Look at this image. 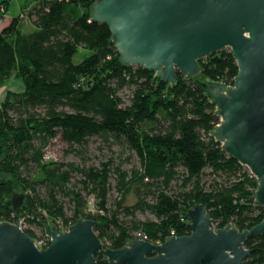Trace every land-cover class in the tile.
I'll list each match as a JSON object with an SVG mask.
<instances>
[{
  "label": "trees",
  "instance_id": "obj_1",
  "mask_svg": "<svg viewBox=\"0 0 264 264\" xmlns=\"http://www.w3.org/2000/svg\"><path fill=\"white\" fill-rule=\"evenodd\" d=\"M35 1L26 13L33 29L25 32L18 15L0 29V85L11 77L23 84L0 102V223L22 220L44 234L88 218L104 245L117 249L137 231L153 243L171 231L188 234L186 214L196 204L218 228L244 230L261 220L264 208L251 198L257 180L209 134L219 117L204 88L208 81L233 84L230 49L200 59L194 77L178 73L168 83L120 60L107 25L90 19L96 0ZM95 135L133 151L139 167L126 169L111 157L97 164L44 160L52 139L75 151ZM14 192L25 195L18 214ZM146 210L153 219L135 217ZM245 247L241 264L263 262L264 235ZM95 258L106 262L100 253Z\"/></svg>",
  "mask_w": 264,
  "mask_h": 264
},
{
  "label": "water",
  "instance_id": "obj_2",
  "mask_svg": "<svg viewBox=\"0 0 264 264\" xmlns=\"http://www.w3.org/2000/svg\"><path fill=\"white\" fill-rule=\"evenodd\" d=\"M90 19L107 25L124 64L154 71L168 83L178 73L194 77L200 59L230 49L237 65L233 84L208 81L204 88L219 117L209 134L255 176L251 198L264 208V0H96ZM24 198L12 194L15 214ZM186 216L188 234L161 243L134 238L117 249L104 245L88 218L52 229L44 248L19 220L1 222L0 264H241L250 252L247 239L264 235V212L244 230L230 223L214 230L202 204ZM97 253L105 263L96 261Z\"/></svg>",
  "mask_w": 264,
  "mask_h": 264
},
{
  "label": "rangeland",
  "instance_id": "obj_3",
  "mask_svg": "<svg viewBox=\"0 0 264 264\" xmlns=\"http://www.w3.org/2000/svg\"><path fill=\"white\" fill-rule=\"evenodd\" d=\"M7 1L6 5L1 4L6 8H9V15L7 9L3 16V22L0 23V29L7 25L12 15H18L21 20L22 29L27 32L33 29V25L26 13L37 1L35 0H2ZM1 2V1H0ZM22 14V16H21ZM82 54V51L80 52ZM6 86L12 89H20L23 84L16 78L11 77L4 84L0 85V97L3 98ZM120 94L124 99H127L129 89L124 88ZM1 98V100H2ZM74 148V147H73ZM77 150H72L67 144L61 142L58 139H52L50 143L44 148V160H58L64 162H75L77 164H97L100 160L106 158H113L116 164L120 163L122 167L129 169L132 166L139 167V160L136 154L123 146L109 140L105 141L103 136L95 135L88 139L83 146H77ZM78 151V152H76ZM74 182V179L72 180ZM114 182L113 179L111 181ZM112 196H115V192L111 191ZM89 207H93V199L88 198ZM135 198L133 195L127 197L126 203H134ZM66 207L68 203L66 201ZM135 217L139 220L153 219V214L149 211H139L135 213ZM22 228H29L38 236L41 235L42 230L35 224H29L28 222L22 221Z\"/></svg>",
  "mask_w": 264,
  "mask_h": 264
},
{
  "label": "built area",
  "instance_id": "obj_4",
  "mask_svg": "<svg viewBox=\"0 0 264 264\" xmlns=\"http://www.w3.org/2000/svg\"><path fill=\"white\" fill-rule=\"evenodd\" d=\"M5 7L3 6V5H0V23H2L3 22V16H4V13H5ZM21 16H22V14H21ZM244 166V165H243ZM246 167V166H245ZM246 169L248 170V172H249V175L251 176V177H254L255 178V176L251 173V171L246 167ZM256 179V178H255ZM12 223H14V222H12ZM22 220H19V226L22 228ZM231 224V223H230ZM232 225V224H231ZM68 227L69 226H65L64 224H62V223H59V224H57V225H55V227H54V229H60V230H67L68 229ZM212 228L214 229V230H216L218 227L214 224V223H212ZM23 229V228H22ZM175 235V233H174V231H171L170 232V235H168V236H174ZM176 236V235H175ZM134 237H135V239H142V240H147V241H149L148 240V238H147V235L146 234H144V233H142V232H140V231H137V232H135L134 233ZM34 242H35V245L38 247V248H44V247H46L47 245H48V243H49V241H50V233L49 232H47V233H44V234H41V235H38L36 238H34ZM162 241H156L155 243H161Z\"/></svg>",
  "mask_w": 264,
  "mask_h": 264
},
{
  "label": "crops",
  "instance_id": "obj_5",
  "mask_svg": "<svg viewBox=\"0 0 264 264\" xmlns=\"http://www.w3.org/2000/svg\"><path fill=\"white\" fill-rule=\"evenodd\" d=\"M0 1H2V0H0ZM7 9V14L6 15H9V8H6ZM14 15H12V17H13ZM11 17V18H12ZM23 89V86L20 88V89H12V88H9L8 86H6V90H12V91H20V90H22ZM1 96V95H0ZM1 98L2 97H0V102H1Z\"/></svg>",
  "mask_w": 264,
  "mask_h": 264
}]
</instances>
